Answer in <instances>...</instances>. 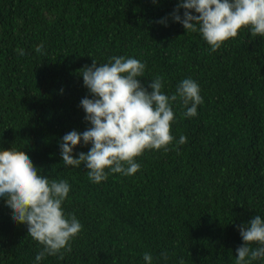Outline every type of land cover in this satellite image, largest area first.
Segmentation results:
<instances>
[{"label": "trees", "instance_id": "1", "mask_svg": "<svg viewBox=\"0 0 264 264\" xmlns=\"http://www.w3.org/2000/svg\"><path fill=\"white\" fill-rule=\"evenodd\" d=\"M177 2L0 0V150L26 151L40 174L66 180L65 214L83 225L63 260L39 264H145V252L153 264H235L238 226L264 219V36L241 29L211 52L198 32L173 22ZM165 17L167 26L156 23ZM113 56L145 63L141 83L161 76L168 96L193 79L203 103L190 118L172 105L171 134L185 144L145 150L136 174L97 184L83 165L62 162L59 145L90 127L80 70ZM41 250L0 200V264H37Z\"/></svg>", "mask_w": 264, "mask_h": 264}, {"label": "clouds", "instance_id": "2", "mask_svg": "<svg viewBox=\"0 0 264 264\" xmlns=\"http://www.w3.org/2000/svg\"><path fill=\"white\" fill-rule=\"evenodd\" d=\"M170 15L186 33L198 32L211 52L236 38L241 29H247L253 37L264 36V0H178ZM167 19L156 23L167 26ZM43 48L40 44L35 51L42 54ZM17 52L25 54L23 49L18 48ZM92 61L91 66L86 65L79 72L91 96L80 102L90 127L63 136L59 147L65 165L76 168L83 165L89 180L99 184L109 174H136L140 170L136 158L145 150L167 152L173 143H186L185 136L175 142L171 134V125L175 123L172 105L179 101L186 109L183 116L195 117L203 103L196 81L183 79L175 93L168 96L162 91L161 76L147 87L141 83L139 78L144 76L146 64L138 59L113 56L99 65ZM81 143L91 147L87 153L74 156L73 150ZM70 191L66 180L57 181L40 174L26 151L0 150V200L11 210L13 221L26 225L28 236L42 246L35 258L37 264L45 256L63 260L83 229L74 214H65L63 205ZM238 231L243 244L236 249L235 264H253L264 259V219L253 216L238 226ZM162 257L168 258L167 251ZM143 260L145 264H153L150 253L145 252ZM179 264H184L183 259Z\"/></svg>", "mask_w": 264, "mask_h": 264}]
</instances>
